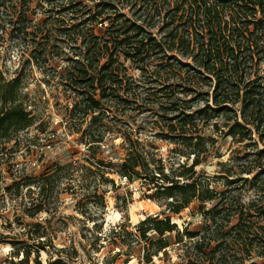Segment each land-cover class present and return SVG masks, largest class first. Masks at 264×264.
Masks as SVG:
<instances>
[{
  "label": "trees",
  "instance_id": "obj_1",
  "mask_svg": "<svg viewBox=\"0 0 264 264\" xmlns=\"http://www.w3.org/2000/svg\"><path fill=\"white\" fill-rule=\"evenodd\" d=\"M39 10L55 27L41 42L30 29V15ZM7 33L35 62L40 56L61 58L64 45L72 51L66 56L71 64L66 77L75 89L69 130L80 134L77 142L88 154L83 161L55 163L40 178L20 173L6 189L17 186L19 194L20 187L31 190L36 184L43 193L44 181L80 178L86 197L104 203L103 182L115 167L121 179H143L157 188L149 198L164 199L169 212L178 214L199 201L202 232L180 233L171 216L160 214L139 222L135 236L156 246L148 262L167 252V234L177 232V243L184 236L193 241L182 255L186 264H235V258L236 264H264L256 261L264 260V0H0V48ZM15 89L0 73V140L6 142L33 120ZM77 121H88V127L76 128ZM209 130L250 149L219 163L224 189L210 177H197L196 167L217 143ZM118 136L124 149L120 163L101 160L111 153L102 149L104 142ZM157 140L173 144L174 157L185 161L169 166ZM238 181L249 183L257 200L244 202L236 193ZM209 203L214 205L208 208ZM45 208L39 203L34 213ZM54 232L52 225L50 234L41 222L30 223L22 231L27 240L7 241L13 247L7 264H43L41 251ZM58 263L67 264L62 258Z\"/></svg>",
  "mask_w": 264,
  "mask_h": 264
},
{
  "label": "rangeland",
  "instance_id": "obj_2",
  "mask_svg": "<svg viewBox=\"0 0 264 264\" xmlns=\"http://www.w3.org/2000/svg\"><path fill=\"white\" fill-rule=\"evenodd\" d=\"M44 4L46 7L51 6V3ZM30 20V29L35 31L34 37L38 42L43 41L45 35L51 36V32L55 31V27L51 26V19L41 10L35 15L31 14ZM8 32L11 33V30ZM25 50L17 46L12 35L7 33L2 36L0 73L6 81L15 82L16 95L23 99L25 108L33 120L29 127L18 130L20 133L17 139L10 142L0 140V239H5L0 243V264H7L11 259L13 247L7 241L27 240L22 231L35 222L44 224L50 234L51 225L55 229L52 243L48 242V248L41 251L43 264H59L61 258L67 264H186L182 255L193 244L189 237L184 236V240L177 243V232L167 234L171 242L166 248L167 252L153 255L152 262H148L147 255L153 252L156 246L135 235L139 233L137 227L140 221L148 215L157 214L162 218L171 216L180 233H183L185 228L202 232L205 222L198 200L193 201L180 213L174 214L166 210L164 199L156 201L149 198L157 188L153 185L147 186L143 179L142 183L121 179L115 167L108 169L110 172L106 174L107 179L103 182L104 203L94 197H86V191L81 187L83 180L80 178L73 181H44L46 186L43 193H40L36 184L31 190L25 186L20 187L19 194L17 186L6 189L20 173H34L40 178V173L51 170L55 163L83 161L88 154L85 145L77 142L80 134L69 130V124H72L69 120V110L73 106L75 89L66 77L71 67L66 56L71 55L72 51L64 45L61 58L43 61V56H40L42 61L35 62L31 59L30 52ZM36 55L41 54L36 52ZM127 64L129 73L137 76L138 70ZM120 112L135 113L123 108H120ZM150 114L152 113L142 112L141 116ZM140 118L139 116L138 119ZM88 121H77L74 126H82L85 130ZM12 129L16 127L12 126ZM208 134L214 135L217 143L207 159L196 167L197 177H210L212 184L224 189L227 181L220 176L224 170L219 163L227 162L231 156L241 155L244 150L250 149L235 144L231 137L217 135L210 130ZM24 137H27V141L23 144ZM28 142L34 144L28 146ZM122 142L123 138L119 136L115 139L109 137L102 149H108L111 153H105L106 156L101 160L119 164V157L124 156ZM156 143L159 145V153H162L169 166L177 167L179 161H185V158L174 157L171 152L173 144L161 140ZM28 147H32L29 148L31 151L27 150ZM186 162L191 163L192 159ZM234 186L244 202L257 200L258 195L254 189L251 190L249 183L238 181ZM39 203L46 208L34 213ZM213 205L209 203L207 207L211 208ZM53 209H56V212H53ZM235 223L236 221L233 222ZM6 235L9 237L5 238ZM45 239L48 240V237ZM60 248H63V251L58 252L57 249ZM18 260L19 258H15V261ZM238 261V258H235V264ZM30 264H34L33 260ZM246 264L250 262L247 261Z\"/></svg>",
  "mask_w": 264,
  "mask_h": 264
}]
</instances>
